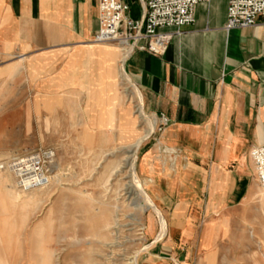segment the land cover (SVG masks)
<instances>
[{"label": "crops", "instance_id": "1", "mask_svg": "<svg viewBox=\"0 0 264 264\" xmlns=\"http://www.w3.org/2000/svg\"><path fill=\"white\" fill-rule=\"evenodd\" d=\"M226 1L197 3L191 24L159 29L171 32L161 55L132 47L120 68L118 48L93 41L97 0H0V112L20 113V128L31 127L27 117L46 114L56 128L79 129L83 150L86 128L92 146L109 130L115 144L125 135L130 144L127 130L139 129L118 92L121 72L155 120L156 131L136 150L134 170L165 216L166 232L155 240L153 216H146L148 243L137 264H218L225 242L234 241L236 214L250 206L248 151L264 144V17L226 30ZM133 2L127 15L137 18ZM160 116L166 122L157 129ZM2 175L5 260L27 255L13 242L38 239L44 202L39 190L18 193L12 176Z\"/></svg>", "mask_w": 264, "mask_h": 264}, {"label": "rangeland", "instance_id": "2", "mask_svg": "<svg viewBox=\"0 0 264 264\" xmlns=\"http://www.w3.org/2000/svg\"><path fill=\"white\" fill-rule=\"evenodd\" d=\"M126 1L135 9L133 0ZM118 92L123 104L137 118L139 131L148 135L156 131L155 126H150L153 119L136 102L134 90L127 81L119 80ZM21 117L18 112H0V160L36 150H52L54 155L45 165L48 182L41 187L22 190L16 186L11 173L0 171V180H7L3 173L12 176L18 193L25 195L39 190L44 202L37 215L42 219L38 239L13 242L12 248L25 247L27 255L5 257L6 262L41 264L42 256L45 258L42 264H137L148 243L144 230L146 216H153L157 228L155 240L160 236L161 227L160 216L148 206V195L134 164L135 179L129 172L127 158L133 153L136 140L128 144L125 135L123 144H115V135L109 130L107 136L100 134L99 146H92L93 132L86 128L83 150L79 129L56 128V123L46 114L27 117L31 127L23 129L19 127ZM110 139L113 144L105 145ZM252 188L250 206L236 214L234 241L225 242L224 255L218 264H264V190L254 180ZM136 202L144 209L136 207ZM34 206L33 202L28 204L27 211L34 210ZM162 217L165 216L162 214ZM5 260L0 256V264H7Z\"/></svg>", "mask_w": 264, "mask_h": 264}, {"label": "built area", "instance_id": "3", "mask_svg": "<svg viewBox=\"0 0 264 264\" xmlns=\"http://www.w3.org/2000/svg\"><path fill=\"white\" fill-rule=\"evenodd\" d=\"M207 0H137L140 13L137 18L127 15L126 0H97L98 28L93 35L97 43H126L152 55H161L170 40L171 32L164 27L178 28L193 22V8ZM257 16L264 17V0H227L224 28L251 26ZM177 32V31H176ZM166 122L160 116L159 129ZM52 150H36L27 154L0 160V171L12 174L15 184L22 190L47 184L45 165L52 159ZM253 168V179L264 190V144L248 151Z\"/></svg>", "mask_w": 264, "mask_h": 264}, {"label": "bare ground", "instance_id": "4", "mask_svg": "<svg viewBox=\"0 0 264 264\" xmlns=\"http://www.w3.org/2000/svg\"><path fill=\"white\" fill-rule=\"evenodd\" d=\"M128 44H126V43H118V45L116 46V48H118V52H117V55H118V58H119V60H118V62H119V66H120V68L122 67L121 66V64H122V60L124 59V57L128 54V52L130 51V48H128ZM116 60V61H117ZM118 66V67H119ZM117 73H119V72H117ZM120 74H122V78H121V80H125V81H127L128 82V79H127V77H126V75L123 73V72H121ZM137 94V93H136ZM118 99V98H117ZM116 99V100H117ZM115 109V108H114ZM139 110V109H138ZM150 126L151 127H154L155 126V120L153 119V120H151V123H150ZM112 128H114V127H112ZM131 130V129H130ZM129 129L127 130L128 131V135H131L133 138L131 139V140H136L135 141V144H134V150L132 151L133 153L127 158L128 160H127V164H128V168H129V172H130V174H131V176L135 179V173H134V171H133V164H134V161H135V154H136V150H137V148H138V146H139V144L142 142V140L143 139H145L146 137H147V133H142V132H140V131H133V133L132 132H129L130 131ZM92 131V130H91ZM104 133L102 132V135H103ZM105 135V134H104ZM92 136V135H91ZM107 136V135H106ZM89 137V136H88ZM104 138V137H103ZM107 138V137H106ZM99 140H101V139H99ZM111 140V139H110ZM130 140V141H131ZM103 141V140H102ZM109 141V140H108ZM103 143V142H102ZM136 182H138V181H136ZM139 185V184H138ZM138 185H136V187L140 190V187L138 186ZM148 199V206L150 207V208H152L153 210H154V212L157 214V215H159L160 216V221H159V223H160V227H161V231H160V236H162L164 233H165V229H166V223H165V220H164V218L162 217V215H161V213L159 212V210L154 206V204L151 202V200L149 199V198H147ZM135 206L136 207H138V208H140V209H144V207L143 206H141L140 204H138L137 202H136V204H135ZM146 207V206H145ZM48 256V254H46V257ZM44 257H42L41 256V264L42 263H44Z\"/></svg>", "mask_w": 264, "mask_h": 264}]
</instances>
